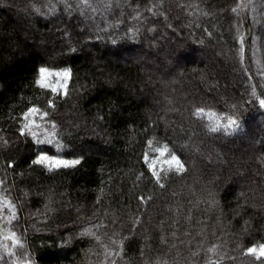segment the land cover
Wrapping results in <instances>:
<instances>
[{"label": "trees", "instance_id": "obj_1", "mask_svg": "<svg viewBox=\"0 0 264 264\" xmlns=\"http://www.w3.org/2000/svg\"><path fill=\"white\" fill-rule=\"evenodd\" d=\"M262 99L264 0H0V264H264ZM164 145L185 171L157 183Z\"/></svg>", "mask_w": 264, "mask_h": 264}, {"label": "snow or ice", "instance_id": "obj_2", "mask_svg": "<svg viewBox=\"0 0 264 264\" xmlns=\"http://www.w3.org/2000/svg\"><path fill=\"white\" fill-rule=\"evenodd\" d=\"M84 2L87 3V0H84ZM233 11H235V9H233ZM39 73H40V78L37 79V81H36L37 85H39L41 88L50 87L53 94H58L59 91L61 90V88H63L65 90L64 94L65 95L67 94L66 88H67V84H68V81H69L70 76H71L70 70L66 69L62 72L52 73V72H49L48 69L42 67L39 69ZM49 76L57 77L55 85H50L49 83L45 82L47 77H49ZM259 103H260L261 107H264V99L260 100ZM49 106L50 107L54 106L52 101H49ZM37 111H38V109H35V108L29 109V113H36ZM47 115H48V113L43 114V116H47ZM194 115H196L197 117L207 116L210 121H214L213 123H211L209 125L208 130L210 132H218L221 130V128H223L226 135H231L233 132H235L239 129V125L237 124V121L231 119L230 117L224 118V119H227V121H228L227 124L220 125L219 119H221V118L216 117V114L213 112H205L204 109L198 108L196 110V112L194 113ZM31 124H32V121H29V123L25 125V128L28 129L29 125H31ZM53 128H55V125H53ZM24 134H25V132L22 130L21 135H24ZM31 134L34 138L37 137V134L35 132H32ZM53 139H54V137H53ZM53 139H47L46 141H42V140H39L37 138L36 142L37 143L47 142L49 144H52ZM151 145H152V142L149 141V147L150 148H151ZM57 147L59 148L60 146L57 145ZM153 150L158 152L160 154V157H167V158L163 159V161H162L163 164L167 165V168L165 169L162 167L160 171H156V163H157L156 160H153V161L148 163V168L151 171L152 176L155 177L157 183H160L161 172H163L164 175H167V173L169 171H173V170H175L177 172V174L185 171L184 164L182 163L180 158L174 152H170V149L167 145H164L162 147H157ZM145 161L148 162L147 155L145 156ZM33 163L34 164H45L49 168V170L51 171L52 169L59 168L61 166H63V167L75 166V165L80 163V160L76 159V160H70L69 161V160L58 159L55 157H50L47 155H41L36 160H34ZM160 186L164 187L163 184H160ZM5 205L7 206V202H5ZM13 218H15L14 209H13ZM5 239L12 241V247L13 248H15L17 246L23 247V245H22V243H20L18 237H16L15 232L7 234L5 236ZM4 250L6 252H8L9 254H13L11 252V250L9 249L7 244L4 245ZM212 250L213 249H210V251H212ZM246 254L255 256V258L257 260H264V243H261L258 246L253 245V246L249 247L246 250Z\"/></svg>", "mask_w": 264, "mask_h": 264}, {"label": "rangeland", "instance_id": "obj_3", "mask_svg": "<svg viewBox=\"0 0 264 264\" xmlns=\"http://www.w3.org/2000/svg\"><path fill=\"white\" fill-rule=\"evenodd\" d=\"M228 62H230V60L228 59L227 60ZM227 62V63H228ZM49 72H52V73H55V72H62V71H64V69L63 70H53V71H51V70H48ZM226 80L229 82V83H231V85H233V86H235V85H237L238 87H241L242 85H243V81L242 80H240V79H237L236 81L234 80V78L232 77V75L230 74V73H228V75L226 74ZM40 78V77H39ZM62 79V78H61ZM56 80H57V77H55V76H49V77H47V79H46V83H49L50 85H55L56 84ZM48 88H50V87H48ZM51 89V88H50ZM64 91V89L63 88H61V90L59 91L60 93H62ZM38 126V125H37ZM36 134H37V137L36 138H38V139H40V138H44V133L43 132H41V136H40V131H34ZM41 155H43V154H41ZM40 155V156H41ZM55 158H58V157H55ZM58 159H61V158H58ZM62 160H65V159H62ZM43 166H45L46 168H48L45 164H42ZM62 167V166H61ZM49 169V168H48ZM5 222H9V217L6 215V214H4V213H2V212H0V229H1V233H2V236L5 238V236L8 234V230H6L7 229V227H5L4 226V224H5ZM5 241H6V243H7V245H8V247H9V249L11 250V248L13 249V247H12V241L11 240H6L5 239ZM5 243V244H6ZM10 244V245H9ZM17 263L18 264H24L25 263V260L20 256V257H18V260H17Z\"/></svg>", "mask_w": 264, "mask_h": 264}]
</instances>
